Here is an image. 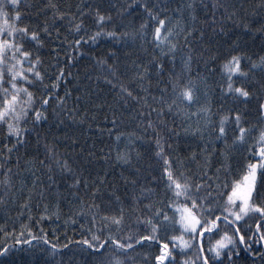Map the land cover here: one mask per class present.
I'll return each instance as SVG.
<instances>
[{"label": "trees", "instance_id": "16d2710c", "mask_svg": "<svg viewBox=\"0 0 264 264\" xmlns=\"http://www.w3.org/2000/svg\"><path fill=\"white\" fill-rule=\"evenodd\" d=\"M18 2L23 17L20 24L39 30L46 22L52 33H40L42 44L34 48L41 57L44 83L51 86L49 80L55 79L59 66H63L64 72L54 98L42 109L46 118L39 124L33 123L31 116L27 125L22 121L23 146L18 145L11 153L4 152L6 160L0 156V246L7 242L5 237L9 232L13 240L16 233H21V238L26 240L27 228H31L36 237L27 246L11 248L8 256L0 260L4 264H108L112 255H116L124 264H155L152 257L159 251V240H167L172 233L161 232L156 241L136 243L139 235L147 234L142 220L150 213L144 205L151 201L164 208L167 203L159 184L162 160L154 156L152 142L159 133L165 154L172 157L173 168L190 177L193 184L203 181L204 196L220 195L225 184L230 186L234 180H242L246 157L251 155L248 146L264 129L259 111V103L264 100V67L259 64L260 57L264 56V0H215V8L214 0H149L150 4H159L154 11L160 16H170L169 24H177L176 35L172 37L176 43L172 60L168 58L167 45L160 49L147 38L141 42L139 24L143 13L136 9L128 14L120 11L128 0ZM189 3L193 4L191 12L195 20L189 15ZM89 5L110 18L101 26L106 29L115 26L117 32L136 35H121L119 41L106 36H100L95 43L86 40L81 44L80 55H76L73 46L69 63V46L63 43L64 39L73 41L98 31L94 15L84 13ZM57 12L63 16L57 17ZM77 19L82 21L79 35L72 31ZM189 26L193 33L185 38L184 32ZM152 27L149 19L146 28L149 35ZM55 29L59 30V37ZM235 52L243 53L242 66L248 69L245 77L235 81L249 91L247 98H226L227 94L221 93L220 84L226 77L221 75L220 65L226 55ZM254 61L257 67L251 69L249 66ZM157 62L161 65L159 71L155 67ZM108 65L112 66L111 70ZM185 80H195V100L191 104L173 103L172 82L183 85ZM30 90L40 95L37 88ZM59 96H64L65 101L56 104L55 98ZM202 107L210 112L208 118L212 123L207 127H204V114L199 111ZM230 111H238L242 126L249 129L244 142L235 147L231 142L234 119L227 141L210 137L219 116H230ZM149 121L152 128H148ZM5 128L6 122L1 121L0 152L6 142ZM193 128L201 130L193 133ZM7 143L12 142L9 139ZM48 147L52 149L51 157L47 154ZM121 152L128 157L123 162L117 160ZM57 157L61 165L67 161L71 171L57 167ZM6 170L8 184L3 183ZM142 188H151L153 193H142ZM255 200H264V180L259 183ZM89 205H98L93 210L97 213L95 231L100 239L105 237L101 234L103 221L99 217L119 215L123 210L121 227H110L108 231L115 233L116 238L126 239L132 245L129 250L118 251L112 246L94 253L81 243L88 238L93 221ZM167 211L171 215L175 210L168 208ZM257 219L250 215L241 227L251 234ZM221 231L232 232L223 222ZM218 236L219 233L211 240ZM258 237L259 233L253 235L251 242L256 252L264 248L257 244ZM204 240L207 248L211 241L207 236ZM52 244L57 246L54 253L49 252ZM176 251L179 253L180 249ZM232 251L231 260L224 253L220 264H253L254 260L260 264L243 245ZM195 255V251L183 252L185 259ZM174 259L180 264V255L174 254Z\"/></svg>", "mask_w": 264, "mask_h": 264}, {"label": "snow or ice", "instance_id": "6c2138e0", "mask_svg": "<svg viewBox=\"0 0 264 264\" xmlns=\"http://www.w3.org/2000/svg\"><path fill=\"white\" fill-rule=\"evenodd\" d=\"M55 5H53V8ZM78 7H80L78 5ZM159 7L158 3H151L149 0H128V3L121 7L122 13H132L133 9L143 13L142 22L139 24L140 39L143 43L145 38L153 44L154 47L164 49L167 45L169 53V60L174 59V51L176 43L173 42L172 37L176 35V23L169 24V17L160 16L155 8ZM183 7V5L181 6ZM189 8V15L195 20L191 9L193 4L187 5ZM216 7L215 0L213 8ZM227 7V5H225ZM11 9V12L8 9ZM18 0H0V34H6L7 38L0 39V120L6 122L5 128V144L3 145V152H0L5 160L8 158L4 152L11 153L16 147L23 146L24 144V131L21 129V122L27 125L28 117H32V122L39 124L45 119V114L42 109H45L50 101L55 96V90L58 87V81L63 74V66H59V71L55 74V79H50V87L45 84V75L40 70L41 57L36 54L34 48L42 44L40 33L52 35L49 31V25L45 22L42 27L37 30L35 26L29 27L28 24H20L23 18L22 13L18 10ZM167 11V9H163ZM91 12L94 15V23L98 27V31H92L90 36H80L79 39L68 41L66 38L63 43L68 45V60L71 63V51L74 46L76 55H80L82 42L91 40L93 43L100 37L106 36L109 38L120 40L123 37L135 36V33L127 31L120 33L114 30L115 26L105 28L101 26L105 21L110 19L106 17L99 8H93L89 5L84 9V13ZM82 13L81 15H83ZM57 17H62L63 13L57 12ZM9 17L11 23L9 22ZM152 21L151 34L146 31L148 20ZM211 19V18H209ZM19 24V26H17ZM82 27V21L77 19L76 23L72 26V31L79 35V29ZM247 27V24H245ZM167 29V30H165ZM57 37H59V30L55 29ZM193 28L188 27L184 32V37L192 35ZM188 47L187 44L184 45ZM11 54V55H9ZM163 55V52L161 53ZM243 53L235 52L232 55H226L222 64L220 65L222 71L221 75L226 77L225 81L220 84L221 93L227 94L226 98H239L249 97L250 93L242 84H237L235 81L240 77L247 75L248 69L242 66ZM218 58V57H217ZM11 61V62H9ZM100 63H104L103 60ZM185 68L188 66V58L184 60ZM260 66L264 67V56L260 57ZM24 65H27L25 67ZM7 68L5 74L4 68ZM111 70V65H108ZM156 69L161 70L160 63L155 64ZM214 67V66H213ZM251 69L257 67V62H253L249 66ZM212 70V69H210ZM143 73H141V76ZM7 76V79H5ZM7 85L6 87L4 85ZM174 99L173 103L177 101L182 105L184 102L191 104L196 98V82L195 80H185L183 85H179L176 81L172 82ZM37 88L40 95L30 89ZM179 88V91L176 89ZM123 91L131 92L124 88ZM64 96L55 98L56 104L63 103ZM170 107V105H168ZM204 114V127L212 123L209 120L210 112L207 107H202L199 110ZM259 111L261 118L264 119V100L259 103ZM196 115V113H193ZM231 116V119H230ZM230 116L222 114L219 116L218 125H213L210 137L215 140L227 141L229 135V128L232 120L235 121V128L231 129V142L235 147L238 143H243L249 131L242 126L241 115L238 111H230ZM152 121L148 122V128H152ZM199 128H193V133L199 131ZM11 140V144L7 140ZM151 139V137H149ZM163 137L157 133L154 144V156L162 160V167L160 169L159 184L162 185L163 195L167 196V203L164 208L159 205H153L150 201L144 205L149 210V215L142 222L146 224V235H139L136 241L149 242L156 241L161 232L165 234L172 233L167 236V240H159V251L153 254L155 264H176L174 254L180 255V264H220V258L224 253H227L229 261L233 256V249L243 245L245 251L250 256L255 257L264 264V248L260 252H256L251 247L253 235L259 233L257 240L258 245H264V200L256 201V192L261 180H264V129L259 131L258 138L254 140L252 145L248 146V153L251 154L246 157L247 163L244 165V172L242 180H234L231 185L225 184L224 189L220 195L210 193L208 196L202 195L203 181L193 184L190 177L186 176L183 172H178L170 163L171 156L166 155L163 148ZM171 147V145H169ZM49 157L52 155L51 147L47 148ZM128 157L121 152L117 156V160L125 161ZM43 163V161H41ZM56 166L62 168L63 171H71L68 162L65 161L63 165L60 164L57 157ZM156 180V177H153ZM4 184H8L7 170L3 179ZM74 183H78L74 181ZM134 183V182H133ZM87 186V185H85ZM96 189H93L95 193ZM141 192H147L150 195L153 193L151 188H142ZM119 200V197L116 198ZM136 197H133L135 201ZM163 199V196H162ZM182 201V202H179ZM83 203V202H82ZM94 207L89 205V210L92 212L93 221L88 238H85L81 243L88 249H92L94 253L104 251V247L111 248L115 246L116 250H129L132 245L126 242V239L116 238L115 233H109L110 227L119 229L123 224V210L119 215L104 214L99 217L103 223L101 224V234L104 239H100V235L96 234V220L97 213ZM155 210L152 211V208ZM172 208L175 211L170 215L167 211ZM256 216V226L254 231L249 234L245 228H242L245 219L249 216ZM221 222L226 228L232 230L231 234L228 231H221ZM25 225H21L24 228ZM28 239H22L21 233H16V239L13 240L12 233L6 234L7 242L0 246V257L8 256L11 248H16L21 245L27 246L29 240H36L32 235V229L27 228ZM219 233L215 240H211L212 236ZM191 237L186 238V237ZM209 237L211 241L205 248L204 237ZM237 237L239 238L237 240ZM130 238V237H129ZM45 244L48 243L44 237H41ZM111 241L108 244L107 241ZM35 247V245H32ZM57 246L52 244L49 248L50 253L56 251ZM179 248L180 252L177 253L176 249ZM185 250L195 251V257L184 258L183 252ZM145 255H148L145 253ZM0 264L4 261L0 260ZM103 264V262H102ZM108 264H124L120 256L112 255ZM253 264H256L255 260Z\"/></svg>", "mask_w": 264, "mask_h": 264}, {"label": "rangeland", "instance_id": "374dc122", "mask_svg": "<svg viewBox=\"0 0 264 264\" xmlns=\"http://www.w3.org/2000/svg\"><path fill=\"white\" fill-rule=\"evenodd\" d=\"M2 38H7L6 37V34H0V39H2ZM9 55H11V54H9ZM9 62H11V61H9ZM25 67H27V65H24ZM4 72H5V74L7 73V68L5 67L4 68ZM5 79H7V76H5ZM5 87L7 86L6 84L4 85ZM2 120H0V122H1Z\"/></svg>", "mask_w": 264, "mask_h": 264}]
</instances>
